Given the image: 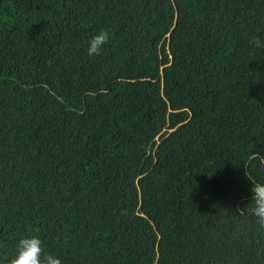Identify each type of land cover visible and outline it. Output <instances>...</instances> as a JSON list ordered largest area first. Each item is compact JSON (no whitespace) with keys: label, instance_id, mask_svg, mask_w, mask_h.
Segmentation results:
<instances>
[{"label":"trees","instance_id":"trees-1","mask_svg":"<svg viewBox=\"0 0 264 264\" xmlns=\"http://www.w3.org/2000/svg\"><path fill=\"white\" fill-rule=\"evenodd\" d=\"M257 35L264 0H0V264H264Z\"/></svg>","mask_w":264,"mask_h":264},{"label":"clouds","instance_id":"clouds-1","mask_svg":"<svg viewBox=\"0 0 264 264\" xmlns=\"http://www.w3.org/2000/svg\"><path fill=\"white\" fill-rule=\"evenodd\" d=\"M109 40L110 32L107 29L93 34L89 39L88 55H101ZM250 44L254 48H264V38L257 35ZM248 205V211L256 218V224L264 229V182L253 181L252 197ZM237 211L243 212L244 209L237 207ZM15 250L16 254L10 258L8 264H62L58 255L46 250L45 241L38 234L21 236L15 243Z\"/></svg>","mask_w":264,"mask_h":264}]
</instances>
